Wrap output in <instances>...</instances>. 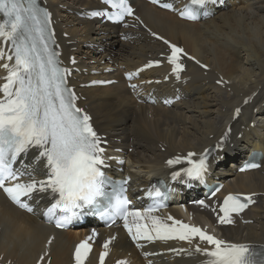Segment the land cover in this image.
Listing matches in <instances>:
<instances>
[{"label": "snow or ice", "instance_id": "6c2138e0", "mask_svg": "<svg viewBox=\"0 0 264 264\" xmlns=\"http://www.w3.org/2000/svg\"><path fill=\"white\" fill-rule=\"evenodd\" d=\"M101 2L104 7L91 11V17L125 27L129 26L128 18H131L133 26L143 25L130 0ZM217 2L190 0L183 10H178L167 0H150L160 9L175 12L188 21L207 17L209 6ZM148 31L166 47L160 54L161 60H149L138 72L159 66L166 60L178 81L184 71L183 57L207 68L177 44L151 29ZM57 48L51 13L40 0H0V69L5 73L0 76V192L7 200L35 215L34 205L47 198L49 204L41 215L60 229L85 212L100 217L117 215L137 248L145 246L141 241L151 244L180 240L186 242L189 249L170 251L189 256L199 254L204 257L203 264H264V245L232 242L171 215L166 220L154 215L164 206L162 200L167 197L160 187L153 186L147 192L154 203L143 210L129 207L132 201L124 195L127 181L119 183L111 194L106 191L113 184L105 172L110 167L107 161L113 157L106 155L107 141L93 127L92 117L78 106L79 97L68 83L71 70L61 66ZM71 63L75 64V60ZM135 75L129 73L127 78L131 80ZM222 82L217 81L218 84ZM105 83L112 81H92L93 85ZM130 87L135 89L136 85ZM240 111L236 108L235 115ZM228 135L229 132L224 133L218 147L223 146ZM196 156L195 152H188L186 156L167 159L165 163L169 167L187 165L172 171L171 179L184 184L191 181L203 184L209 170L208 150L194 159ZM259 166L248 163L241 171ZM212 195L215 196V192ZM255 195L228 194L220 203L210 204L205 200L196 203L211 210L216 224L233 225L235 217L255 203ZM95 235L93 232L76 245L75 264H85L92 251L89 241ZM51 243L50 237L45 248ZM110 243L111 240H106L102 245L104 251L99 254V264H105ZM48 255L45 251L36 264H42ZM116 264H125V261L117 260Z\"/></svg>", "mask_w": 264, "mask_h": 264}, {"label": "bare ground", "instance_id": "6f19581e", "mask_svg": "<svg viewBox=\"0 0 264 264\" xmlns=\"http://www.w3.org/2000/svg\"><path fill=\"white\" fill-rule=\"evenodd\" d=\"M239 1L236 7L202 24L181 23L149 8L139 10L149 29L183 46L209 67V72H202L192 65L187 66L185 91L188 100L182 106L153 110V119L149 120L142 109L134 112L133 100L123 86L85 91L89 100H98L91 109L102 128L125 139L133 138L140 151L133 154L135 163L160 166L163 159L166 162L177 152L205 148L213 142L209 136H219L230 122L234 108L254 94L255 103L241 109L239 118L234 121L238 123L231 127L229 141L223 143L226 147L222 153V165L226 166L228 161L233 163L230 159L238 162L246 150L254 149L250 138L264 146V135L257 136V128L251 126L257 119H263L264 130V0ZM64 2L75 5L71 0ZM83 4L76 8L84 7ZM69 34L73 41V33ZM126 46H120L118 51L125 50L127 59L121 55L119 58L124 59L127 67L144 63L156 51L161 53L159 43H153L148 36L142 43L136 40L132 46ZM221 76L229 81L228 86H215ZM173 86L181 88L182 83ZM157 142L164 144V153L156 148ZM231 165L225 167L227 175L232 178L226 186L227 192L264 193V162L262 172L241 175H232ZM5 206L26 224L0 220L7 229L0 234V262L35 264L47 251L52 257L51 264H70L67 250L70 242L52 241L45 248V232L31 226L25 216L11 206ZM249 211L245 215L254 220L252 224L226 229L234 235L231 241L264 243V197L259 198L258 205Z\"/></svg>", "mask_w": 264, "mask_h": 264}, {"label": "rangeland", "instance_id": "374dc122", "mask_svg": "<svg viewBox=\"0 0 264 264\" xmlns=\"http://www.w3.org/2000/svg\"><path fill=\"white\" fill-rule=\"evenodd\" d=\"M249 152H247L246 154H248ZM243 154H245V152L243 153Z\"/></svg>", "mask_w": 264, "mask_h": 264}]
</instances>
